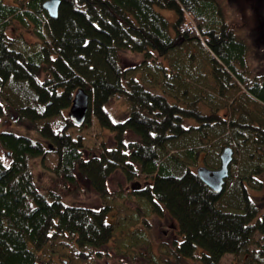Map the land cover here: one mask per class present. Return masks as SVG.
I'll use <instances>...</instances> for the list:
<instances>
[{"label":"trees","instance_id":"obj_1","mask_svg":"<svg viewBox=\"0 0 264 264\" xmlns=\"http://www.w3.org/2000/svg\"><path fill=\"white\" fill-rule=\"evenodd\" d=\"M46 1L0 0V120L44 139L0 129L10 157L0 153V264H219L226 254L264 264V212L250 193L264 182V71L250 70L246 18L227 19L218 0H60L53 18ZM127 51L142 61L123 67ZM80 87L91 98L86 123L113 143L88 147L71 119ZM116 96L129 107L120 121L107 110ZM228 146L217 193L197 168L220 167ZM49 152L54 185L42 190L33 162ZM116 173L139 205L109 222L128 196L109 189ZM85 189L98 207L66 201ZM164 214L178 239L162 260L139 225Z\"/></svg>","mask_w":264,"mask_h":264},{"label":"rangeland","instance_id":"obj_2","mask_svg":"<svg viewBox=\"0 0 264 264\" xmlns=\"http://www.w3.org/2000/svg\"><path fill=\"white\" fill-rule=\"evenodd\" d=\"M223 8V12L227 19L233 18L237 13H241L247 21V31L242 33L240 36L248 44V63L252 74L257 75L264 71V0H218ZM161 13L170 19H174V13L169 10L160 9ZM245 21V22H246ZM10 31V30H9ZM21 30H11L10 34L15 35ZM27 39H33L28 33H25ZM143 54L132 53L130 51L120 53V61L123 67H131L136 63L142 61ZM206 73L208 71L206 70ZM143 78V77H142ZM128 104L125 101L123 96H116L107 105V110L114 120L120 121L128 114ZM225 112V111H222ZM9 119V118H8ZM24 125L16 124L9 120H0V129L5 128H14L17 131L26 134L33 138L34 140H44L43 137L35 131H29L27 128H23ZM22 128V129H21ZM81 132L87 137V146L94 148L95 145H99L102 140L108 145L113 143V134L101 129L94 119L90 124L85 123L81 126ZM0 153L4 161L9 164L10 157L0 146ZM58 161V157L55 153H48L45 159L44 165L40 162L39 159L33 162V172L36 182L41 186L42 190L46 188L53 187L52 180L53 174L51 168L55 166ZM233 161V160H232ZM50 167V168H49ZM219 168V167H218ZM216 169V168H215ZM264 181V175L261 176ZM52 184V185H51ZM133 183L128 184L120 173H116L111 176L109 181V189L113 191H118L117 193H122L128 195L122 198V194L119 195V202L116 204V211L110 213L107 217L109 222L113 221L115 217L119 219L122 215L126 214L130 216L133 211L137 208V198L129 193L130 188ZM138 190L143 188V184L137 186ZM123 190V191H122ZM251 195L254 197L255 201L260 204L262 212H264V182L263 188L256 190L251 188ZM126 198V199H125ZM65 199L67 202H81L85 203L92 207H98L101 203V199L90 191L89 189L85 190H72L69 194H66ZM122 203V204H121ZM124 203V205H123ZM127 207V208H126ZM141 214H145V210L141 209ZM130 214V215H129ZM148 218V217H146ZM142 229H145L150 242V246L154 251V254L165 256L161 257L162 260H165L166 255L170 256L172 254L173 242L175 239H178L176 225L171 220L168 214L152 215L147 219V221H140ZM174 227V228H173ZM150 248V249H151ZM156 255V256H157ZM158 258V257H157ZM172 258V256H170ZM67 259V258H66ZM159 259V258H158ZM113 259L109 262L107 259L98 261V264H111ZM181 264H194L192 261L188 263ZM219 264H250L244 255H234L226 254L224 255Z\"/></svg>","mask_w":264,"mask_h":264},{"label":"water","instance_id":"obj_3","mask_svg":"<svg viewBox=\"0 0 264 264\" xmlns=\"http://www.w3.org/2000/svg\"><path fill=\"white\" fill-rule=\"evenodd\" d=\"M60 3V0H47L43 6L51 17L56 18ZM90 105L91 98L89 93L82 87L78 88L74 94L69 112L73 122L79 126H83L86 123ZM233 155V149L230 146L225 147L220 156L221 166L219 168L212 169L207 166H199L197 168V174L200 179L217 193L222 191L225 179L229 176Z\"/></svg>","mask_w":264,"mask_h":264}]
</instances>
